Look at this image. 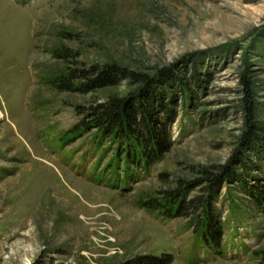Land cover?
<instances>
[{
  "label": "rangeland",
  "instance_id": "374dc122",
  "mask_svg": "<svg viewBox=\"0 0 264 264\" xmlns=\"http://www.w3.org/2000/svg\"><path fill=\"white\" fill-rule=\"evenodd\" d=\"M105 63L127 76L81 84ZM139 96L163 138L150 162L137 131L92 120ZM257 187L264 0H0V264H261Z\"/></svg>",
  "mask_w": 264,
  "mask_h": 264
},
{
  "label": "trees",
  "instance_id": "16d2710c",
  "mask_svg": "<svg viewBox=\"0 0 264 264\" xmlns=\"http://www.w3.org/2000/svg\"><path fill=\"white\" fill-rule=\"evenodd\" d=\"M90 75L86 76L84 75L85 81L82 82V85H86L88 88H94V87H100L104 85H109L114 82L118 77H126V72L124 71L123 68L115 65V64H110V63H105L102 65H94L93 67L90 68L89 71ZM62 83L63 88L66 89H73V87H77V84H71L66 78H61L59 81ZM178 83L179 87L181 89H184L183 82L182 80L178 77ZM144 97L139 96V106L137 107L135 113L131 109V107L124 102L122 98H108L107 100L103 102L97 103L93 107V117L92 120L96 125H102L104 127H109L110 131H115L117 134H120L122 136H129L132 131H137V141L142 144L146 143L145 145L149 148V154L146 157L147 161H152L154 157L152 156L151 153H155L157 149L160 148L162 145V134L160 128L156 127L154 125H151L150 120L152 119L151 114H146L144 113V102L143 101ZM137 112V113H136ZM140 119L141 120V125L142 128H137V122L136 120ZM136 122V124H135ZM131 128V129H130ZM128 153L126 154V157L128 159H132L133 161L137 160L139 157L135 154L129 155ZM127 159V158H126ZM141 159V158H140ZM127 161V160H126ZM203 172L206 173L208 183H210V191H215L217 184L219 183V178L221 173V170L216 167L213 169H203ZM261 187V186H260ZM262 188V187H261ZM261 188L257 187L255 189L257 191V196L254 195V203L256 204L257 207L263 208L264 206V199L261 197L260 192H264L263 190H260ZM167 194L165 196L167 202L170 200L171 205H173V202L177 201L179 199V196L182 194V186L178 185L170 190L166 191ZM260 196V198H259ZM193 201L192 199L187 200V202ZM200 201V206L203 208L205 201L203 199H199ZM186 202V203H187ZM170 205V206H171ZM167 206V205H165ZM170 208V207H169ZM206 228V227H205ZM207 232L204 234L206 239L210 242H214L215 236L213 237V234L210 232ZM261 256V264H264V251L262 252ZM164 255L161 256H148L145 259L139 260V263H149V264H164L169 260V256L165 254V259L162 260Z\"/></svg>",
  "mask_w": 264,
  "mask_h": 264
}]
</instances>
